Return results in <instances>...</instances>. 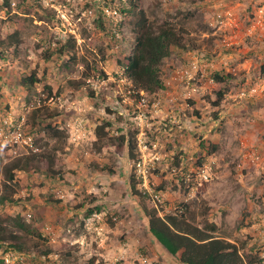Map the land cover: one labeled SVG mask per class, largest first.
<instances>
[{"label": "rangeland", "instance_id": "1", "mask_svg": "<svg viewBox=\"0 0 264 264\" xmlns=\"http://www.w3.org/2000/svg\"><path fill=\"white\" fill-rule=\"evenodd\" d=\"M127 8V0H0V42L15 31L20 40L0 46V200L3 167L27 166L15 172L13 202H0V228L20 238V248L0 247V260L163 264L147 230L145 210L154 209L199 228L211 222L245 264H264V29L255 19L264 0ZM139 11L184 45L171 49L163 89L151 94L122 67ZM33 72L37 83L22 87ZM15 216L34 233L15 227Z\"/></svg>", "mask_w": 264, "mask_h": 264}, {"label": "trees", "instance_id": "2", "mask_svg": "<svg viewBox=\"0 0 264 264\" xmlns=\"http://www.w3.org/2000/svg\"><path fill=\"white\" fill-rule=\"evenodd\" d=\"M127 1L128 8L123 12L131 14L136 9L137 0ZM5 4L9 7L7 2ZM138 16L139 19L134 25L130 54L124 58L122 67L126 78L136 89L151 94L163 89L161 66L170 56L171 49L183 48L184 45L179 34L169 24L152 23L142 11H139ZM19 44L17 31L9 35L5 42H0L4 50ZM214 79L218 84H223L225 81V78L218 74H215ZM35 83L37 77L34 72L20 80L21 86L27 89ZM217 96L216 101L212 103L213 106L219 105L224 94L218 91ZM105 126L108 125L96 127V142L105 137ZM50 130L54 131V129ZM25 164L26 162L12 161L3 167V188L7 195L1 198V203L13 202L12 196L16 193L14 187L17 186L15 172L26 171ZM183 207L184 211H187V205ZM94 210L98 211L97 208ZM145 214L148 218L147 230L153 241L170 256L178 257L181 264H245L239 253L240 249L235 244L215 235L216 226L213 223L207 221L202 228H199L188 223L183 213L161 217L153 209L145 210ZM9 220L19 230L34 233V229L21 217H9ZM6 242H11L12 246L20 248V238L14 233H8L5 228H0V247ZM247 258L246 264H262V261L256 257ZM0 264H3L2 260Z\"/></svg>", "mask_w": 264, "mask_h": 264}, {"label": "crops", "instance_id": "3", "mask_svg": "<svg viewBox=\"0 0 264 264\" xmlns=\"http://www.w3.org/2000/svg\"><path fill=\"white\" fill-rule=\"evenodd\" d=\"M255 19L257 20V25L258 29H264V9H259L258 11L255 12ZM255 28V26H254ZM256 29V28H255ZM254 29H248V32L251 33V31ZM152 239V237H151ZM153 240V239H152ZM155 242V241H154ZM156 244V242H155ZM156 248L158 249L159 252V257L163 261V264H181L180 261L178 260V257H172L169 254H167L159 245L156 244Z\"/></svg>", "mask_w": 264, "mask_h": 264}, {"label": "built area", "instance_id": "4", "mask_svg": "<svg viewBox=\"0 0 264 264\" xmlns=\"http://www.w3.org/2000/svg\"><path fill=\"white\" fill-rule=\"evenodd\" d=\"M204 178L206 179V176H204Z\"/></svg>", "mask_w": 264, "mask_h": 264}]
</instances>
